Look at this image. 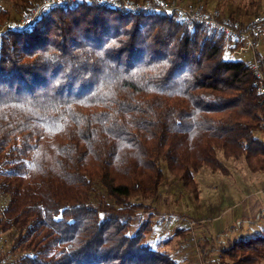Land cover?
Segmentation results:
<instances>
[{
    "label": "trees",
    "instance_id": "16d2710c",
    "mask_svg": "<svg viewBox=\"0 0 264 264\" xmlns=\"http://www.w3.org/2000/svg\"><path fill=\"white\" fill-rule=\"evenodd\" d=\"M40 1L0 0V25ZM247 1L231 10L233 0H220L214 10L246 31L261 9ZM258 25L262 32L264 16ZM236 48L201 25L92 0L0 36L9 264H178L148 245L151 218L138 222L153 214L166 174L197 201L203 167L224 173L223 161L242 159L264 173V96L251 61L229 57ZM95 184L104 193L93 198ZM200 250L203 259L217 250L212 264H264V235Z\"/></svg>",
    "mask_w": 264,
    "mask_h": 264
},
{
    "label": "rangeland",
    "instance_id": "374dc122",
    "mask_svg": "<svg viewBox=\"0 0 264 264\" xmlns=\"http://www.w3.org/2000/svg\"><path fill=\"white\" fill-rule=\"evenodd\" d=\"M204 1L185 0L181 4L201 9ZM219 1L206 0V10L215 9ZM258 1L261 9L257 17L261 18L264 16V0ZM244 2L233 0L231 10ZM249 19L251 16L246 24ZM259 28L260 25L256 29L255 36L259 38L255 52L264 60V30L259 32ZM229 57L249 62L252 53ZM259 137L264 142V136ZM223 164L224 173L212 172L203 167L195 175L199 191L197 201L178 181L166 174L165 184L152 205L155 211L152 210L150 216L140 214L138 219L140 222L151 218L152 229L147 235V243L151 248L167 253L178 264H212L217 257V250L203 259L200 250L203 245L206 250L212 245L217 249L223 248L226 240L246 241L264 235V173H251L242 159L223 161ZM102 193V187L95 184L93 198L95 194ZM7 201V196L0 194V210ZM14 237L13 232L0 234V253L7 256L3 264L16 260L9 254Z\"/></svg>",
    "mask_w": 264,
    "mask_h": 264
},
{
    "label": "built area",
    "instance_id": "2783aa9c",
    "mask_svg": "<svg viewBox=\"0 0 264 264\" xmlns=\"http://www.w3.org/2000/svg\"><path fill=\"white\" fill-rule=\"evenodd\" d=\"M89 0H41L27 13L18 19L7 20L0 25V36L7 32H30L34 29L39 18L52 9H62L69 5ZM100 6L111 10L141 13L148 16L163 14L175 22L182 24H198L209 31L222 35L231 41L237 48L230 54L231 57L251 52V68L255 78L254 86L259 96H264V73L256 58L254 36L260 18L255 17L248 24L246 31L238 29L233 21L223 16L217 10H202L193 6H185L174 0H92Z\"/></svg>",
    "mask_w": 264,
    "mask_h": 264
}]
</instances>
